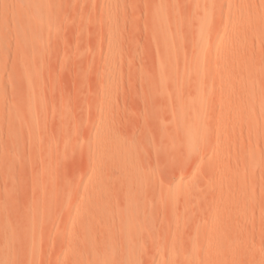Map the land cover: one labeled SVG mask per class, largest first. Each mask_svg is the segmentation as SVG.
I'll list each match as a JSON object with an SVG mask.
<instances>
[{"label": "rangeland", "instance_id": "rangeland-1", "mask_svg": "<svg viewBox=\"0 0 264 264\" xmlns=\"http://www.w3.org/2000/svg\"><path fill=\"white\" fill-rule=\"evenodd\" d=\"M14 1L0 264H264V0Z\"/></svg>", "mask_w": 264, "mask_h": 264}, {"label": "bare ground", "instance_id": "bare-ground-1", "mask_svg": "<svg viewBox=\"0 0 264 264\" xmlns=\"http://www.w3.org/2000/svg\"><path fill=\"white\" fill-rule=\"evenodd\" d=\"M17 1H19V2H21L20 0H16V2ZM38 1V0H37ZM44 1V0H43ZM51 1V0H50ZM15 2V1H14ZM15 2V3H16ZM18 2V3H19ZM24 2V1H23ZM48 3V2H47ZM12 4V3H11ZM10 4V5H11ZM14 4V3H13ZM20 4V3H19ZM21 4H22V2H21ZM27 4L29 5V8H30V12H29V9H28V12L29 13H31V17H32V19H37L38 17H37V13H36V11H37V6H38V3L36 2V0H28V2H27ZM37 4V5H36ZM14 5H16V4H14ZM18 5V4H17ZM48 5V4H47ZM21 6V5H20ZM46 7V6H45ZM251 7V6H250ZM19 8H21V7H19ZM23 8H24V6H23ZM26 8H28V6L26 7ZM246 8V7H245ZM16 10V9H15ZM46 10V9H45ZM21 11V10H20ZM49 11H50V9H49ZM27 12V13H28ZM246 12V11H245ZM18 13V12H17ZM43 13H45V12H43ZM247 13V12H246ZM12 14V13H11ZM27 15V14H26ZM13 17V16H12ZM252 17V16H251ZM18 18V17H17ZM40 18V20H41V17H39ZM42 18H43V16H42ZM249 18V17H248ZM21 19V18H20ZM31 19V18H30ZM31 19V20H32ZM44 20V19H43ZM15 21H17L16 19H15ZM22 21H23V19H22ZM17 22H19V21H17ZM45 22V21H44ZM42 23V22H41ZM40 23V24H41ZM22 25V24H21ZM15 27V26H14ZM23 27V26H22ZM28 31V30H27ZM190 143V142H189ZM137 226V225H136ZM128 227H130V226H128ZM128 229V228H127ZM6 253V252H5ZM4 261V260H3ZM2 262V261H1Z\"/></svg>", "mask_w": 264, "mask_h": 264}]
</instances>
